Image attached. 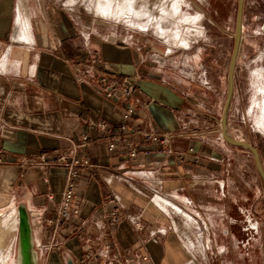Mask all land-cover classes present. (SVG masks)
Here are the masks:
<instances>
[{
    "label": "crops",
    "instance_id": "1",
    "mask_svg": "<svg viewBox=\"0 0 264 264\" xmlns=\"http://www.w3.org/2000/svg\"><path fill=\"white\" fill-rule=\"evenodd\" d=\"M67 4L0 0V199L28 208L38 264H219L216 234L235 221L217 156L228 153L207 138L209 116L195 120L191 98L169 83L150 40L84 23ZM128 86L138 99L130 124L175 136L135 161L103 140L125 122L127 105L106 92ZM82 135L90 140L79 156L97 176L79 178L80 214L52 242L46 220L67 178L54 160L69 162V139Z\"/></svg>",
    "mask_w": 264,
    "mask_h": 264
},
{
    "label": "rangeland",
    "instance_id": "2",
    "mask_svg": "<svg viewBox=\"0 0 264 264\" xmlns=\"http://www.w3.org/2000/svg\"><path fill=\"white\" fill-rule=\"evenodd\" d=\"M60 1L72 4V13L84 23L107 25L109 31L116 30L123 36L133 34L150 40L147 45L164 63L169 83L178 84L191 98L196 107L195 120L200 122L201 111L209 116L204 128L214 132L207 138L214 148L228 153L217 156L224 163L220 177L230 180L228 220L235 221L228 223V234H216L219 264H264V182L252 153L228 144L222 136L239 0ZM105 2L114 7L111 15L99 10V4ZM263 91L264 0H245L227 131L233 138L253 145L264 166ZM19 205L0 199V264L17 262L19 224L12 216Z\"/></svg>",
    "mask_w": 264,
    "mask_h": 264
},
{
    "label": "built area",
    "instance_id": "3",
    "mask_svg": "<svg viewBox=\"0 0 264 264\" xmlns=\"http://www.w3.org/2000/svg\"><path fill=\"white\" fill-rule=\"evenodd\" d=\"M102 83L107 79L102 78ZM107 97H119L127 101L126 110L123 114L124 123L112 135L104 138L111 152L120 150L128 155L132 160H137L140 154L151 155L152 150L149 147H157L159 152L171 146L175 139L174 135L168 133H159L150 127L137 128L130 124L131 116L138 110L137 92L134 86H128L121 89H112L106 92ZM87 135H82L78 139H69V156L58 155L54 163L59 166H65L67 169V178L65 189L61 200L55 208V217L46 220V227L49 229L51 241L54 242L59 233L64 231L71 220L80 214V206L75 207L79 178L87 175L90 178L97 176L98 169L88 157H80V150L89 142ZM193 151V149H191ZM0 150V163H4V158ZM44 162H49L44 159ZM115 222L119 218L114 219ZM100 257L99 253L89 254L86 259L95 260Z\"/></svg>",
    "mask_w": 264,
    "mask_h": 264
},
{
    "label": "water",
    "instance_id": "4",
    "mask_svg": "<svg viewBox=\"0 0 264 264\" xmlns=\"http://www.w3.org/2000/svg\"><path fill=\"white\" fill-rule=\"evenodd\" d=\"M244 5H245V0H239L237 19H236L234 48H233V53H232L230 66H229V73H228L227 98L221 119L222 136L228 144L235 147L244 148L252 153L258 173L264 182V166L258 150L248 142H244L233 138L232 136L229 135L227 131L228 113L230 110L233 94L235 91L236 65L242 43ZM18 217H19V231H18L17 264H38L30 214L28 208L24 204H20L18 206ZM69 264L72 263L70 262Z\"/></svg>",
    "mask_w": 264,
    "mask_h": 264
},
{
    "label": "bare ground",
    "instance_id": "5",
    "mask_svg": "<svg viewBox=\"0 0 264 264\" xmlns=\"http://www.w3.org/2000/svg\"><path fill=\"white\" fill-rule=\"evenodd\" d=\"M129 2V1H128ZM106 5V4H105ZM132 5V4H131ZM127 6V5H126ZM123 8H125V6L123 7ZM123 8H121V9H123ZM130 8L131 9H133L132 8V6H130ZM120 9V10H121ZM104 14H106V15H111V13H113V11H114V7L111 5V4H107L105 7L103 6V7H101V9H100ZM121 12V11H120ZM195 20V19H194ZM130 22H132L131 20H130ZM150 26V25H149ZM149 26H147V28L146 29H148V27ZM159 31H161L162 33L164 32V30H162L161 28H159ZM263 95H264V91H263ZM263 106H262V113H263V120H264V100H263ZM264 124V123H263ZM10 219H11V216H10ZM12 219H14L15 221V224H19V217H18V210H17V212H14V214H13V216H12ZM38 259V258H37ZM16 264H17V262H16Z\"/></svg>",
    "mask_w": 264,
    "mask_h": 264
}]
</instances>
